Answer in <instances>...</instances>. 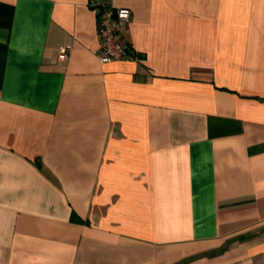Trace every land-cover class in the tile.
<instances>
[{"label":"crops","instance_id":"1","mask_svg":"<svg viewBox=\"0 0 264 264\" xmlns=\"http://www.w3.org/2000/svg\"><path fill=\"white\" fill-rule=\"evenodd\" d=\"M0 264H264V0H0Z\"/></svg>","mask_w":264,"mask_h":264},{"label":"built area","instance_id":"2","mask_svg":"<svg viewBox=\"0 0 264 264\" xmlns=\"http://www.w3.org/2000/svg\"><path fill=\"white\" fill-rule=\"evenodd\" d=\"M98 18V59L108 62L115 59L135 58L122 36L125 24L130 17L127 8L117 7L112 3H101L95 8ZM68 48H60L61 56H66Z\"/></svg>","mask_w":264,"mask_h":264}]
</instances>
